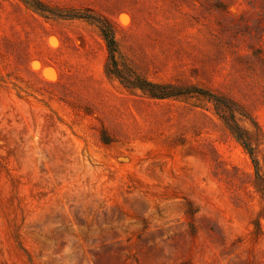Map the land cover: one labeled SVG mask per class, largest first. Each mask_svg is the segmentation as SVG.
Returning <instances> with one entry per match:
<instances>
[{
	"label": "rangeland",
	"instance_id": "rangeland-1",
	"mask_svg": "<svg viewBox=\"0 0 264 264\" xmlns=\"http://www.w3.org/2000/svg\"><path fill=\"white\" fill-rule=\"evenodd\" d=\"M0 264H264V0H0Z\"/></svg>",
	"mask_w": 264,
	"mask_h": 264
},
{
	"label": "trees",
	"instance_id": "trees-1",
	"mask_svg": "<svg viewBox=\"0 0 264 264\" xmlns=\"http://www.w3.org/2000/svg\"><path fill=\"white\" fill-rule=\"evenodd\" d=\"M103 31H104L106 43L110 51H113V46L115 44L114 38L112 37L109 28H104ZM139 85L147 89L150 92V94L153 96H162V95H167L169 93V91L164 86H161L159 84H155L149 81L139 82ZM196 91H201V90H196ZM231 127L233 128L234 126H231ZM237 135L239 136L240 134H237ZM243 143L244 145H246V147H248L249 152L251 153L252 152L251 147L248 146L246 141H243Z\"/></svg>",
	"mask_w": 264,
	"mask_h": 264
}]
</instances>
